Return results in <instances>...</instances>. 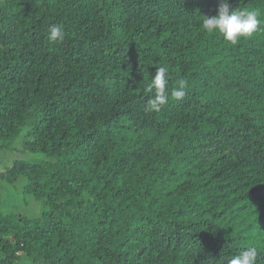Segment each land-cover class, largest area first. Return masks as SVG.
<instances>
[{"label":"trees","instance_id":"obj_1","mask_svg":"<svg viewBox=\"0 0 264 264\" xmlns=\"http://www.w3.org/2000/svg\"><path fill=\"white\" fill-rule=\"evenodd\" d=\"M220 0H0V264H264V0L233 45ZM52 26L64 32L50 41ZM168 102L150 111L155 71ZM187 82L181 100L171 93Z\"/></svg>","mask_w":264,"mask_h":264},{"label":"clouds","instance_id":"obj_2","mask_svg":"<svg viewBox=\"0 0 264 264\" xmlns=\"http://www.w3.org/2000/svg\"><path fill=\"white\" fill-rule=\"evenodd\" d=\"M261 14L257 10H234L229 4V0H220L218 11L213 16L203 15L201 23L202 30L213 33L218 32L223 38L235 45L240 38H250L261 28ZM64 32L60 26H52L49 31L50 41H62ZM168 84L167 69L159 67L155 71L151 83L147 86L148 90H156L154 98L148 102L150 111H159L161 106L168 102V96L165 94ZM187 82L180 80L178 87L171 93L177 100L185 96V87ZM257 250L255 247H249L239 254L234 255L229 264H256Z\"/></svg>","mask_w":264,"mask_h":264},{"label":"rangeland","instance_id":"obj_3","mask_svg":"<svg viewBox=\"0 0 264 264\" xmlns=\"http://www.w3.org/2000/svg\"><path fill=\"white\" fill-rule=\"evenodd\" d=\"M17 150L15 152L0 151V170L3 166H8L14 159H26L30 160L32 155L19 151V142L16 143ZM5 182L4 180L0 179ZM6 183V182H5ZM8 184V183H7ZM8 186H10L8 184ZM3 185H0V192L5 191ZM12 190L9 191V195L5 199L1 198V211H13L23 215H39L41 212L40 203L34 201L30 196L22 193V181H17L13 186ZM1 195V193H0ZM5 196V195H4Z\"/></svg>","mask_w":264,"mask_h":264},{"label":"crops","instance_id":"obj_4","mask_svg":"<svg viewBox=\"0 0 264 264\" xmlns=\"http://www.w3.org/2000/svg\"><path fill=\"white\" fill-rule=\"evenodd\" d=\"M0 185H3L4 186L3 189L5 190V191L0 192L1 193V195H0V203H1V198L5 199L6 196L9 195V191L12 190L13 187L8 186L7 183H5V182H3L1 180H0ZM0 189H2V188H0ZM0 211H1V204H0Z\"/></svg>","mask_w":264,"mask_h":264}]
</instances>
